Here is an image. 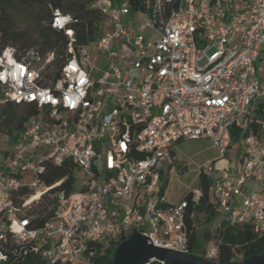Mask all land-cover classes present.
Segmentation results:
<instances>
[{"label": "built area", "instance_id": "2783aa9c", "mask_svg": "<svg viewBox=\"0 0 264 264\" xmlns=\"http://www.w3.org/2000/svg\"><path fill=\"white\" fill-rule=\"evenodd\" d=\"M145 5L94 1L100 35L83 45L71 15L57 12L52 25L69 38L64 56L0 45V104L35 107L21 130L0 134V261L10 247L27 246L45 264H86L91 243L136 231L189 251L185 220L194 211L185 198L169 201L163 166L186 167L176 164L174 146L196 138L221 154L201 172L215 211L264 234V118L256 112L262 105L264 115V0ZM95 55L108 63L98 79ZM67 161L75 166L71 190L65 178L48 185L47 163ZM44 196L53 216L36 226L29 211ZM219 252L208 240L206 258ZM155 262L166 264H147Z\"/></svg>", "mask_w": 264, "mask_h": 264}, {"label": "trees", "instance_id": "16d2710c", "mask_svg": "<svg viewBox=\"0 0 264 264\" xmlns=\"http://www.w3.org/2000/svg\"><path fill=\"white\" fill-rule=\"evenodd\" d=\"M96 0H0V45L12 44L20 51L36 46L42 52L56 51L58 57L64 56L69 38L64 29L52 25L57 12L70 14L77 44L83 45L95 41L100 35L97 25L104 17L100 10L91 8ZM134 9H147L146 0H131ZM35 107L28 103H16L8 100L0 104V134L14 133L22 129ZM257 114L264 118L262 105L256 109ZM237 130L232 134L235 142L242 135ZM240 132V133H239ZM183 141V140H181ZM48 185L65 178L62 187L71 190L75 182V166L71 162L62 165L47 163L44 175ZM166 181L164 183V188ZM210 179L200 174V190L198 198L194 192L185 196L189 201L188 212L194 211L193 219L185 220V229L189 237V251L205 256V246L211 238L219 242L218 260H243L264 252V234L259 236L250 224L231 223L221 217L213 208L209 196ZM53 200L44 196L42 202L29 211L36 226L43 225L53 216ZM220 216V219L218 217ZM204 220L208 225L215 222V233L206 228L196 230L193 223ZM130 235L121 236L118 240L104 238L91 243L86 264H113L115 249L120 241ZM8 258L0 264H45L38 252L29 250L27 246H12ZM15 250V253L12 251ZM156 264H159L155 262Z\"/></svg>", "mask_w": 264, "mask_h": 264}, {"label": "rangeland", "instance_id": "374dc122", "mask_svg": "<svg viewBox=\"0 0 264 264\" xmlns=\"http://www.w3.org/2000/svg\"><path fill=\"white\" fill-rule=\"evenodd\" d=\"M141 17L137 18L140 21ZM97 52L96 46L92 48ZM96 56V55H95ZM91 58L90 65L94 64L92 77L98 79L103 72L108 68L106 59L102 56ZM174 151L177 156L176 164H185L186 167L179 166L174 171L169 172L168 164H164L163 171L166 179V193L169 201L178 203L185 198V196L194 192L195 195L201 193L200 190V174L206 169L209 162L215 161L221 157V154L209 138L187 139L176 142ZM227 158L234 163L233 155L228 154ZM220 164H224L221 162ZM220 219V216L218 217ZM215 222L208 225L204 220L199 224V231L206 228L215 233Z\"/></svg>", "mask_w": 264, "mask_h": 264}, {"label": "water", "instance_id": "95a60500", "mask_svg": "<svg viewBox=\"0 0 264 264\" xmlns=\"http://www.w3.org/2000/svg\"><path fill=\"white\" fill-rule=\"evenodd\" d=\"M164 261L166 264H264V252L243 260H212L191 251L154 244L146 234L136 231L119 242L113 264H147Z\"/></svg>", "mask_w": 264, "mask_h": 264}, {"label": "snow or ice", "instance_id": "6c2138e0", "mask_svg": "<svg viewBox=\"0 0 264 264\" xmlns=\"http://www.w3.org/2000/svg\"><path fill=\"white\" fill-rule=\"evenodd\" d=\"M58 23H59V21H58Z\"/></svg>", "mask_w": 264, "mask_h": 264}]
</instances>
